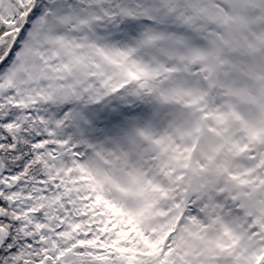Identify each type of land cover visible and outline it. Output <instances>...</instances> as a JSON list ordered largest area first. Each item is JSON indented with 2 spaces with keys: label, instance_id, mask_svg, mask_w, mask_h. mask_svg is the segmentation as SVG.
<instances>
[{
  "label": "snow or ice",
  "instance_id": "snow-or-ice-1",
  "mask_svg": "<svg viewBox=\"0 0 264 264\" xmlns=\"http://www.w3.org/2000/svg\"><path fill=\"white\" fill-rule=\"evenodd\" d=\"M0 264H264V0H0Z\"/></svg>",
  "mask_w": 264,
  "mask_h": 264
}]
</instances>
